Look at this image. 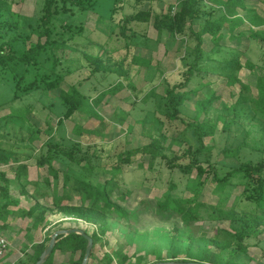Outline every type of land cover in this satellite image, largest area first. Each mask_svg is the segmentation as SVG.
Masks as SVG:
<instances>
[{"label": "rangeland", "instance_id": "1", "mask_svg": "<svg viewBox=\"0 0 264 264\" xmlns=\"http://www.w3.org/2000/svg\"><path fill=\"white\" fill-rule=\"evenodd\" d=\"M9 2L10 12L0 15V44L21 35H29L31 43L37 42L38 36L34 29L40 24L45 0ZM114 2L116 0H98L94 10L82 11L73 8L68 14L56 15L53 25L54 38L60 40L61 35L71 36V31L65 30L64 25L73 24L74 29H78L72 34L74 37L68 48L62 52L58 51L59 56L63 53V59L57 66V73L65 76L61 88L47 91L41 87L30 93L19 94L18 98H15V80L12 74L0 70V148L10 150L14 154L9 162L0 165L28 159L37 164L40 154L44 151L41 146L49 141L61 143L76 156L91 155L93 162L111 165L117 161L118 153L148 143L150 136L158 131L154 125L160 126L162 123L167 135L176 137V142L171 147L173 152L180 154L185 149L197 148L198 142L194 132L185 127L184 120L171 122L158 112V109L164 108L163 96L167 83L173 85L179 82L183 68L191 60L192 57L185 51L194 41L186 38V35L175 37L168 32L159 37L152 22L133 23L132 26L135 31L132 50L145 58H152L150 67L133 66L131 69V75L137 85L136 92L125 88L111 93L98 108L108 121L106 136H80L75 124L92 128L97 122L86 113H76L69 119L64 117L67 108L59 97L60 89L67 90L69 86L74 85L92 99L120 80L118 75L113 73L100 71L92 74L95 65L90 59L92 56L103 54L104 65L115 69L120 66V59L127 54V39L119 34V28L113 26V31V28L107 26ZM179 4L180 0H155L152 5L160 12L167 11L171 5L175 6L176 10ZM119 6L121 12L116 15V20L135 11V0H121ZM247 6L255 9L256 13L264 18V4L260 0H247ZM147 7L148 3H145L143 8ZM198 7L201 16L195 20V29L205 20L218 18L224 12L221 6L211 0H201ZM239 13L245 14L242 9H239ZM100 16L106 19L101 24ZM61 19L64 21L60 22ZM227 29H224L223 44L232 48L218 49L214 46L211 36L206 35L202 61L204 66L223 69L226 73L209 70L204 72L203 76L201 74L200 77L211 84L192 95L181 107L183 119L192 120L197 116L200 121L207 122L208 129L212 127L213 133L204 136L205 146L211 147L212 151L204 153L202 158L209 159L221 176L246 161L257 163L264 159V115L257 112L254 103V97L257 95L255 83L258 77L264 74V50L258 44L263 41L255 35L250 39L244 37L241 40H230ZM257 29L264 30V25ZM28 46L29 43L26 42L16 43L18 55H22ZM50 55V52L42 54L41 66H31L27 73L26 66L20 64L15 70L17 79H24L22 84L27 85L35 77L41 79L42 75L44 77L49 74V77L53 78L55 75L51 72ZM227 59H233L234 62L238 60L242 67L234 70L233 62L229 63ZM250 60L255 63L252 69L246 66ZM158 63L165 70L164 76L158 71ZM230 72L233 74L230 75ZM244 85L250 88L244 91ZM152 88L156 90L155 94L144 101L145 94ZM210 99L213 101L205 109L204 105H207ZM27 107L31 110L21 116L22 118L9 115L20 114L27 110ZM118 109L126 113L123 123L120 122L122 113H117ZM154 116L160 118L162 123ZM224 149H234L235 155L226 156ZM52 156L55 164L62 170H67L69 165H73L56 152H52ZM139 159L120 176L122 188H128L132 192L119 201L128 211L125 219L96 213L88 216L82 208L88 207L89 204L85 203L77 192H69L70 195L65 197L63 204L54 208L53 195L64 194L61 180L54 183L53 188H50L51 194L42 199L43 206H50L45 219L36 222L38 211L33 215L27 214L31 219L26 220V237H29V234L34 235L36 231L37 235L34 237L37 241L23 242L14 264H24L22 261L25 264H33L38 246L47 247L55 231L73 227L81 228L89 235L97 237L88 264H151L168 260H195L208 264H264V230L259 233L252 232L245 238L247 254L240 253L235 238L226 248H219L210 242L216 238L218 228L233 233L255 227L257 222L252 217L248 221L241 220L246 214L254 217L257 215L254 213V205L240 197L242 187L229 188L224 195L225 202L216 206L236 217L211 219L209 215L213 209L206 206L200 208L203 218L191 224L185 223L177 215L162 219L156 215L155 198L164 194L170 182L177 185L173 190L175 195H188L187 176L178 169H169L166 166L146 172L136 167ZM204 166H207V163H204ZM75 168L80 171V167ZM38 171L45 173L47 168L41 166ZM206 184L201 199L210 206L218 201V196L214 195L209 180ZM115 196H118L116 192ZM33 197L36 198L34 193ZM259 229H264V226H259ZM221 240L228 241V237H221ZM9 253L10 247L3 260ZM106 254L111 256L112 261L107 260ZM80 256L79 249L72 252L60 248L53 254L51 264H75Z\"/></svg>", "mask_w": 264, "mask_h": 264}, {"label": "trees", "instance_id": "2", "mask_svg": "<svg viewBox=\"0 0 264 264\" xmlns=\"http://www.w3.org/2000/svg\"><path fill=\"white\" fill-rule=\"evenodd\" d=\"M154 1L155 0H135V11L125 14L119 20H116L115 17L121 12L119 6L121 0H116V2H114V7L109 14L107 26L110 28H113V26L119 28V34L127 39V54L120 59V66L115 69L104 65L103 59L105 55L103 54L92 56L90 59H92L91 63L95 65L92 69V74L100 71L103 73H113L117 74L120 80L107 89H104L97 97L92 99L74 85L69 86L67 90L60 89L59 97L67 108L64 117L69 119L76 113H86L97 122L92 128L75 124V128L80 136L88 138L92 136L104 138L106 136L108 121L98 111V108L106 96L111 93H117L125 88L132 89L133 91L136 90L137 85L131 75V69L133 66L139 68L150 67L152 58H145L132 50L134 46L132 42L135 38V31L132 26L133 23L152 22L159 37L168 32L175 37L177 35H186V38H190L194 41V44L189 47L187 46L185 51L192 57L191 60L186 64V67L183 68L179 82L173 85L167 83L165 96H163L164 108L158 109V112L171 122L177 119L184 120L185 127L194 132L198 142L197 148L194 150L185 149L180 154L173 152L171 147L175 144L176 137H169L167 135L164 130V123L156 116H154L155 119L160 120L159 122L162 124H160V126L157 124L154 125L158 131L150 136V141L146 144L132 147L118 153L117 161L111 165H105L100 162L95 163L92 161L91 155L76 156L74 152L66 149L61 143L49 141L41 146L44 147V151L37 160L39 166H46L47 176L43 179V186H37L35 188L34 195L37 200L45 199L51 194L50 188H53L54 183H58L62 180L64 194L61 196L58 195L59 193L53 195L54 208L60 207L65 197L69 196L70 193L77 192L82 197L83 201L89 204L88 207L82 208V210L84 209L85 212L88 213V216L96 213L102 214L103 216L107 215L125 219L128 216V211L119 204V201L124 200L123 197L131 195L132 192L128 188H122L120 176L126 170H129L131 166H133V163L140 158L136 167L146 172L154 171L159 166H166L169 169H178L187 176L188 185L186 189L189 192L188 195H175L173 190L177 185L174 182H170L164 194L155 198V212L156 215L162 219H170L172 216L177 215L180 216L185 223L191 224L203 218L200 208L206 206L213 209L212 213L209 215L211 219L231 218V216L236 217L228 211L216 208V206H220L225 202L224 195L229 188L242 187L240 197L251 205H254V213L257 215L254 217L253 215L250 216L246 214L245 217H241V220L246 219V221H248L250 217H252V219L257 222L255 227H248L252 229L251 232L250 229H244L241 230V232L235 231L233 233L218 228L216 238L212 239L210 242L217 245L219 248H226L236 239L241 251L240 253L247 254L248 246L244 243L245 238L249 237L252 232L259 233L264 230L259 229V226H264V159L257 163L246 161L239 166L232 167L221 176L218 169H216V167L214 168L209 159L202 158L204 153L212 151L211 147H206L204 144V136L213 133L212 127L208 129L207 122L200 121L197 116L192 120L183 119L181 107L187 100L191 99L192 95L201 92L203 88L211 84L210 81H204L205 79L200 77L201 74L203 76V73L209 70L226 73L223 69H211L203 65V44L205 36L210 35L214 42V46L218 49L222 47L232 48L230 45L223 44L225 38L224 29L227 27V32L229 33L228 38L230 40H241L244 37L250 39L252 35H255V37L257 36L263 41V43L258 44L260 48L264 50V30L257 29L264 25V18L258 15L255 9L247 6V0H211L215 4L221 6L224 12L218 18H209L205 20L198 29H195V20L201 16L200 8L198 7L201 0H180V4L176 10L175 6L171 5L167 11L160 12H157L153 8L152 4ZM260 1L264 4V0ZM97 3L98 0H45L43 14L40 17V24L34 29V32L38 36L37 42L31 43L29 35H21L0 44V70L12 74L15 80V98H18L19 94L30 93L34 90H39L41 87L43 90L47 91H55L61 88L65 76L57 73V66L63 59V53L59 56L58 51L62 52L68 48L69 42L74 37L72 34L78 31V29H74L73 24L66 26L61 23V25L65 26V30L71 31V36L64 37L61 35L59 37L60 40L54 38L53 25L56 15L58 13L63 15L68 14L72 12L71 9L73 8L82 11H91L96 8ZM145 3H148L146 9L143 8ZM10 6L9 0H0V15L4 12H10ZM239 9H242L245 14L241 15ZM104 18L105 17H99L100 24L102 21H106ZM62 21L64 20L61 19L60 22ZM243 25L246 27L243 28ZM113 31L111 30V33ZM19 42L29 43L28 48L22 55H18L15 49L16 43ZM48 52L51 53L50 58L52 59L51 72L55 76L52 78L49 77V74L46 76L44 75V77L42 75L41 79L35 77V79L30 81L27 85H23L24 79L18 80L15 75V70L18 66H20V64L25 65L26 73L31 66H36V68H38L41 66V55ZM227 61L229 63L233 62L234 70H238L242 67V64L238 60L234 62L233 59H227ZM254 64L255 63L250 60L247 62L246 66L252 69ZM158 71L164 76L165 70L159 63ZM232 74L233 72H230V75ZM255 87L257 90V95L254 97L255 107L258 113L264 115V74L258 77ZM247 88L250 87L244 85L242 89L245 91ZM155 91L154 88L150 89V91L145 94L144 101H147L150 95H154ZM212 101L213 99L208 100L204 108L206 109ZM30 110L31 108L27 107V110L20 114L10 113L9 115L21 117ZM117 113H122L120 114L122 118L120 122L123 123L126 113L119 109ZM52 152H56L58 155L68 159L70 164L75 165V167H80V171H77L73 165H69L67 170L59 168L55 164ZM223 153L226 156L235 155L234 149H224ZM13 157L14 154L12 151L0 148V164L9 162ZM141 157L143 159H141ZM204 163H207V166H204ZM0 175L5 182L4 186L0 183V190L2 192L8 191V179L6 175H2V173H0ZM102 176H104V180H102ZM207 180H209L212 186L214 195L218 196V201L210 206L201 199V194L207 185ZM115 192L118 195L117 197L115 196ZM49 207L50 206H43L39 201H36L29 209L28 214L33 215L38 211V214L35 216L36 222H41L45 219ZM221 237H228V241L223 242ZM92 238L95 245L97 237L92 235ZM87 243V239L80 234L72 233L67 236H59V240L54 247L52 255L44 264H51L53 254L60 248L65 250L69 249L72 252L79 249L81 251V256L79 261H76L75 264H82ZM38 247L37 254L33 258V264H36L40 255L46 248L45 245H40ZM106 258L112 261L109 254H106ZM22 263L25 264L23 261Z\"/></svg>", "mask_w": 264, "mask_h": 264}, {"label": "crops", "instance_id": "3", "mask_svg": "<svg viewBox=\"0 0 264 264\" xmlns=\"http://www.w3.org/2000/svg\"><path fill=\"white\" fill-rule=\"evenodd\" d=\"M40 168L41 166L31 159L0 165V173L6 175L9 182L8 191L0 190V233L10 241L11 250L4 260L0 258V264H14L17 252L22 249L21 244L30 240L37 241L34 237L37 235L36 231L34 235L29 234V237H26V220L31 219L27 214L36 201L44 204L42 199L37 200L33 197L35 188L42 187L43 179L47 176V171L45 173L38 171ZM2 178L0 175V183L4 186Z\"/></svg>", "mask_w": 264, "mask_h": 264}, {"label": "water", "instance_id": "4", "mask_svg": "<svg viewBox=\"0 0 264 264\" xmlns=\"http://www.w3.org/2000/svg\"><path fill=\"white\" fill-rule=\"evenodd\" d=\"M72 233L80 234L87 239L88 243H87L86 253H85V256L83 258L82 264H88V261L90 259L91 252L93 249V245H94V240H93L91 235L86 233L85 230H83L81 228H75V227L55 231L52 234V237H51L49 244L47 245L45 250L40 255L36 264H44L47 261L48 257L53 252L56 243L58 242L59 236H67V235H70ZM151 264H208V263L195 261V260H168V261L154 262Z\"/></svg>", "mask_w": 264, "mask_h": 264}, {"label": "built area", "instance_id": "5", "mask_svg": "<svg viewBox=\"0 0 264 264\" xmlns=\"http://www.w3.org/2000/svg\"><path fill=\"white\" fill-rule=\"evenodd\" d=\"M10 243L6 236L0 233V258H3L9 250Z\"/></svg>", "mask_w": 264, "mask_h": 264}]
</instances>
